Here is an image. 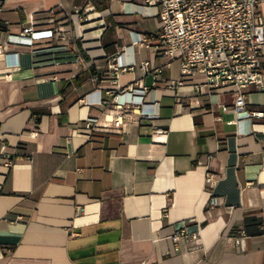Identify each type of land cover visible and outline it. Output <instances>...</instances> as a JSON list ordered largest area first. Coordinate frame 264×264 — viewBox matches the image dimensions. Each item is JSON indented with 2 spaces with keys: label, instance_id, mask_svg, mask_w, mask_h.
Here are the masks:
<instances>
[{
  "label": "crops",
  "instance_id": "crops-1",
  "mask_svg": "<svg viewBox=\"0 0 264 264\" xmlns=\"http://www.w3.org/2000/svg\"><path fill=\"white\" fill-rule=\"evenodd\" d=\"M105 3L109 15L94 0L0 3V264H264V117L229 123L233 91L178 97L167 81L179 61L157 80L144 73L152 51L133 42L157 29V7ZM74 5L90 20L79 21ZM258 10L264 22V0ZM30 24L53 35L7 42ZM119 53L136 67L115 82ZM136 80L151 88L158 116L93 123L115 112L100 98ZM244 92L248 109L264 110V90ZM182 221L189 233L200 228L198 243L174 244Z\"/></svg>",
  "mask_w": 264,
  "mask_h": 264
},
{
  "label": "built area",
  "instance_id": "built-area-1",
  "mask_svg": "<svg viewBox=\"0 0 264 264\" xmlns=\"http://www.w3.org/2000/svg\"><path fill=\"white\" fill-rule=\"evenodd\" d=\"M3 0H0V3ZM263 0H148L157 7L158 27L147 34L136 33L135 44L150 48L152 60L142 61L139 65L144 73H151L155 80L174 61L180 63V74L176 79L167 81V89L178 97L182 91L191 96L220 92H236L233 105L223 108L234 114L233 123L244 118H263L264 110L247 108L244 90L253 86L264 90V22L259 15V4ZM72 11L79 21L90 20L88 9L83 5H74ZM53 30H35L33 25L24 26L21 33L10 34L8 43L32 45L39 37L52 36ZM0 44V53H4ZM16 54V53H15ZM122 54L111 57V68L114 81L126 70H134V62L126 63ZM10 55V53L5 54ZM157 56L165 57V62L156 64ZM94 79L98 76L94 75ZM151 88L142 85L139 80L111 90V99L100 98V102L114 104L115 112L107 114L103 121L94 119L93 123L107 127L123 128L132 114L152 120L158 116V102L146 100ZM128 95V97H126ZM92 122H88V127ZM157 132L164 129L156 128ZM6 165H12L9 154ZM215 179L212 174L206 176V183L212 185ZM219 203L217 197L210 198L209 206ZM264 229V222L262 224ZM246 231L241 229L236 237L241 243ZM175 245L180 240L194 241L200 239V228L189 233L187 221H182L170 236Z\"/></svg>",
  "mask_w": 264,
  "mask_h": 264
},
{
  "label": "trees",
  "instance_id": "trees-1",
  "mask_svg": "<svg viewBox=\"0 0 264 264\" xmlns=\"http://www.w3.org/2000/svg\"><path fill=\"white\" fill-rule=\"evenodd\" d=\"M94 3H95V6L97 9H105L107 8V4L105 3V0H94ZM249 221V216L246 217V222ZM264 222V219L263 220H259V226H260V229L258 230L259 232H264V229H262V224ZM248 224L246 223V228H247Z\"/></svg>",
  "mask_w": 264,
  "mask_h": 264
},
{
  "label": "rangeland",
  "instance_id": "rangeland-1",
  "mask_svg": "<svg viewBox=\"0 0 264 264\" xmlns=\"http://www.w3.org/2000/svg\"><path fill=\"white\" fill-rule=\"evenodd\" d=\"M102 12L104 13L103 15H109V13H110L108 9H105L104 11H101V13H102ZM101 13H100V14H101ZM177 63H178V62H177ZM177 63L174 64V67H175V68H176L177 65H178Z\"/></svg>",
  "mask_w": 264,
  "mask_h": 264
}]
</instances>
